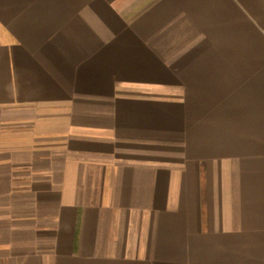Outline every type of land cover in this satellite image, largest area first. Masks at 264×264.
Segmentation results:
<instances>
[{"label":"crops","instance_id":"1","mask_svg":"<svg viewBox=\"0 0 264 264\" xmlns=\"http://www.w3.org/2000/svg\"><path fill=\"white\" fill-rule=\"evenodd\" d=\"M0 264H264V0H0Z\"/></svg>","mask_w":264,"mask_h":264}]
</instances>
